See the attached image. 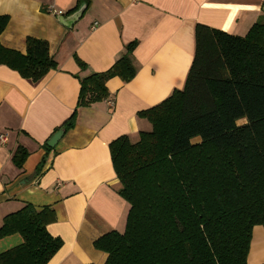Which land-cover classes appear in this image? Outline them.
Returning <instances> with one entry per match:
<instances>
[{
	"label": "trees",
	"instance_id": "16d2710c",
	"mask_svg": "<svg viewBox=\"0 0 264 264\" xmlns=\"http://www.w3.org/2000/svg\"><path fill=\"white\" fill-rule=\"evenodd\" d=\"M77 1L71 11L92 2ZM9 20L0 15V36ZM195 39L184 87L138 112L151 129L109 144L118 192L131 208L124 231L95 241L104 264H248L253 229L264 225V19L246 35L197 23ZM137 45L127 43L107 70L76 74V109L56 131L73 128L80 107L111 97L109 79L135 78ZM1 64L33 82L58 68L49 42L33 36L25 53L0 40ZM28 156L19 145L13 162L22 168ZM55 220L51 206L31 203L6 215L0 239L20 233L23 242L1 252L0 264H47L63 245L47 228Z\"/></svg>",
	"mask_w": 264,
	"mask_h": 264
},
{
	"label": "crops",
	"instance_id": "0c3cea01",
	"mask_svg": "<svg viewBox=\"0 0 264 264\" xmlns=\"http://www.w3.org/2000/svg\"><path fill=\"white\" fill-rule=\"evenodd\" d=\"M77 2L0 0V15L10 17L1 43L25 53L29 36L42 38L58 62L37 82L0 65V136L7 137H0V227L6 215L27 203L51 206L56 220L47 228L63 245L47 264L105 263L107 253L95 241L110 230L124 231L131 208L118 192L109 144L122 134L137 138L151 129L138 112L184 87L195 54L196 24L246 35L264 19V0H92L68 26L60 17L71 16ZM133 40L138 41L135 78L109 79L112 96L80 107L75 126L47 150L45 143L76 109L81 88L76 74L107 70ZM19 145L29 151L22 168L13 162ZM22 242L20 233L3 237L0 253ZM248 264H264L262 224L253 229Z\"/></svg>",
	"mask_w": 264,
	"mask_h": 264
},
{
	"label": "water",
	"instance_id": "95a60500",
	"mask_svg": "<svg viewBox=\"0 0 264 264\" xmlns=\"http://www.w3.org/2000/svg\"><path fill=\"white\" fill-rule=\"evenodd\" d=\"M87 7L86 3H82L81 6L69 17H60V20L62 22H64L66 25L68 26H72L73 23H75L77 20H79L81 18V16L83 15L85 9ZM65 133V129H59L57 130L52 137L49 139L48 141V145L51 147L56 146V144L61 140V138L63 137Z\"/></svg>",
	"mask_w": 264,
	"mask_h": 264
},
{
	"label": "built area",
	"instance_id": "2783aa9c",
	"mask_svg": "<svg viewBox=\"0 0 264 264\" xmlns=\"http://www.w3.org/2000/svg\"><path fill=\"white\" fill-rule=\"evenodd\" d=\"M50 10L53 11V12H56V13H64L63 10H57L55 8H50ZM111 104H113V101L112 100H111ZM0 137H1V140L2 141H6L7 140V137H6L5 134H2Z\"/></svg>",
	"mask_w": 264,
	"mask_h": 264
},
{
	"label": "rangeland",
	"instance_id": "374dc122",
	"mask_svg": "<svg viewBox=\"0 0 264 264\" xmlns=\"http://www.w3.org/2000/svg\"><path fill=\"white\" fill-rule=\"evenodd\" d=\"M243 122H245V120H240V121H239V123H243ZM149 123H150V122H149ZM150 125H151V123H150Z\"/></svg>",
	"mask_w": 264,
	"mask_h": 264
}]
</instances>
